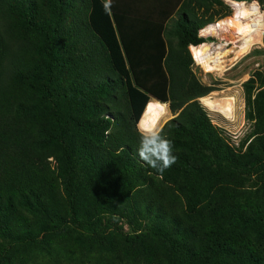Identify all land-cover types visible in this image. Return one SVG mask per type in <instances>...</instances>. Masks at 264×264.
Wrapping results in <instances>:
<instances>
[{
	"label": "trees",
	"instance_id": "obj_1",
	"mask_svg": "<svg viewBox=\"0 0 264 264\" xmlns=\"http://www.w3.org/2000/svg\"><path fill=\"white\" fill-rule=\"evenodd\" d=\"M84 1L81 25L76 0H0V255L35 242L33 230L18 234L6 221L15 206L37 208L62 233L66 203L81 241L77 257L54 264H120L86 254L96 245L89 212L124 207L136 185L140 204L174 229L154 255L144 234L127 237L139 264H264V197L246 201L241 191L264 193V76L242 84L249 126L234 146L197 100L209 88L192 71L190 46L204 42L198 31L216 22L210 8L221 0H111L110 15L106 0ZM151 98L175 114L161 127L177 157L162 178L137 151ZM103 172L82 209L80 190Z\"/></svg>",
	"mask_w": 264,
	"mask_h": 264
},
{
	"label": "rangeland",
	"instance_id": "obj_2",
	"mask_svg": "<svg viewBox=\"0 0 264 264\" xmlns=\"http://www.w3.org/2000/svg\"><path fill=\"white\" fill-rule=\"evenodd\" d=\"M68 1L72 3L73 7V0ZM231 1L221 0L220 3H213L210 8V14L214 21H223L232 17L235 10ZM85 2L81 3L80 0H76L77 4L74 6L77 11L76 20L80 24L84 22V15L87 11ZM247 2L253 4L255 16L262 20L260 26L250 37L239 36L232 31L227 33L221 32L220 35L205 33L203 29L207 26L198 31V35L204 40L203 43H220L223 47L234 51V56L229 58L228 67L221 75L211 71L206 72L202 66L196 64L195 59L193 60L194 56L191 47L189 49V51L191 50L190 53H192L191 57L193 56L192 71L195 77L202 85L209 88V91L205 94L206 96L197 97L199 103H203L206 108H209V105L214 100L213 93V95L233 94L237 99L238 117L235 122L224 119L218 113L209 111L210 109L206 110L212 123L224 130L228 140L234 146L238 145L240 139L248 131L249 126V123L244 118V89L242 84L249 77H253L255 81H258V76H264V54L260 52V50L264 49L262 41L264 32V2L260 3L257 0ZM162 103L155 98H151L142 115L143 117L148 115L146 118L144 117L146 123L157 124L160 129L167 120L175 116L169 109L168 102ZM78 143L87 147L90 146V142L83 138H80ZM49 160L51 161V166L57 168L58 162L53 157H50ZM104 174L103 172L93 175L91 185L80 190L78 205L82 209L89 210V204L92 203L93 196L99 191L98 184L103 183ZM134 182L135 180H133ZM139 190H141V186L135 185L128 192V199L124 200V202L126 201L124 207H114L112 208V212H104L98 218L91 211L89 212L88 220L95 227L91 232L95 237H91L96 245L93 252H86L88 256L91 257L92 254L101 252L108 257L117 256L120 264H139V259H134L133 257L135 252L133 250H126L123 247V243L127 237L144 234L143 251L146 253L150 252L152 255L155 254V251L160 250L159 247L162 243L159 238H162V235L167 234L166 240L170 241L168 233L173 232L174 229L170 224L161 220L154 212L148 211L140 204L138 199ZM60 191L61 197L65 198L62 185ZM241 191L247 198L246 201L263 200L264 193L259 197L261 194L259 188L257 191H254V187L244 186ZM120 195L119 193L118 196ZM115 200H118V198H115ZM62 212L64 216L63 226H65L66 230L62 233L60 231V233H56L52 229L54 222L50 224L45 223V220L39 215L37 208L24 211L15 206L13 210L9 211L6 221L11 224L12 231L23 234L25 230L31 229L37 235L35 242L30 245L19 247L9 252L5 257L0 255V264H54L56 260H64L73 253L77 257L79 250L77 245L81 241V236L78 233L80 231L76 229L78 228L79 216L71 214L66 203L63 204ZM1 226L2 223H0V229ZM147 234H149V237H145ZM4 243L7 244L6 242ZM90 261L93 264H103V260L93 262L91 258Z\"/></svg>",
	"mask_w": 264,
	"mask_h": 264
},
{
	"label": "bare ground",
	"instance_id": "obj_3",
	"mask_svg": "<svg viewBox=\"0 0 264 264\" xmlns=\"http://www.w3.org/2000/svg\"><path fill=\"white\" fill-rule=\"evenodd\" d=\"M231 3L235 10L232 17L208 25L203 29L205 33L220 35L221 32L227 33L232 31L239 36L250 37L254 31H256L262 23V20L255 16L253 4L247 1L234 0H232ZM253 3H255V1H253ZM190 47L194 59L197 62L196 64L202 66L206 72L211 71L218 75H221L226 70L230 61L229 58L233 57L235 54L233 50L230 51L229 48L223 47L222 44L215 42H205L198 45H191ZM213 94L214 100L209 105L208 109H210L211 112L218 113L228 121L235 122L238 117V103L236 97L233 94ZM201 104L203 105V103Z\"/></svg>",
	"mask_w": 264,
	"mask_h": 264
},
{
	"label": "clouds",
	"instance_id": "obj_4",
	"mask_svg": "<svg viewBox=\"0 0 264 264\" xmlns=\"http://www.w3.org/2000/svg\"><path fill=\"white\" fill-rule=\"evenodd\" d=\"M104 9L111 14V0H106ZM137 129L141 137L137 149L140 159L156 170L162 178L165 170L177 160L173 154L172 141L162 135V130L157 124L146 123L143 116L137 124Z\"/></svg>",
	"mask_w": 264,
	"mask_h": 264
},
{
	"label": "crops",
	"instance_id": "obj_5",
	"mask_svg": "<svg viewBox=\"0 0 264 264\" xmlns=\"http://www.w3.org/2000/svg\"><path fill=\"white\" fill-rule=\"evenodd\" d=\"M140 0H126V4H128L130 7H136L139 4H143V2H139ZM122 4V2H121ZM193 53V52H192ZM148 116V115H147ZM146 115L144 116L145 118L147 117Z\"/></svg>",
	"mask_w": 264,
	"mask_h": 264
},
{
	"label": "water",
	"instance_id": "obj_6",
	"mask_svg": "<svg viewBox=\"0 0 264 264\" xmlns=\"http://www.w3.org/2000/svg\"><path fill=\"white\" fill-rule=\"evenodd\" d=\"M145 106H146V105H145ZM204 107H205V106H204ZM144 108H145V107H144ZM205 109H206V110H209V109H208V108H206V107H205ZM143 111H144V109H143ZM143 111H142V112H143ZM209 111H210V110H209ZM141 115H142V113H141ZM173 117H174V116H173ZM139 119H140V118H139Z\"/></svg>",
	"mask_w": 264,
	"mask_h": 264
}]
</instances>
